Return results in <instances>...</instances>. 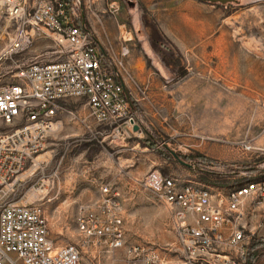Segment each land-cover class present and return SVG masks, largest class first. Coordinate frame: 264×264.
<instances>
[{"label":"rangeland","instance_id":"1","mask_svg":"<svg viewBox=\"0 0 264 264\" xmlns=\"http://www.w3.org/2000/svg\"><path fill=\"white\" fill-rule=\"evenodd\" d=\"M71 2L79 24L85 23L113 64L122 60L121 36L128 41L129 55L117 69L143 134L117 145L109 138L99 144L103 129L92 125L90 132L77 119L88 114L85 101L62 102L60 126L39 157L41 168L15 191H0V210L8 203H40L56 246H80L83 264H138L152 251L162 261L158 264H183L169 213L141 181L159 171L230 187L264 174L249 175L255 167L264 171V0ZM53 47L39 38L27 59ZM10 129L0 121V132ZM144 140L157 143L156 151L144 147ZM246 141L255 151L238 149ZM165 145L195 168L179 164ZM205 161L216 163V170L201 171ZM229 170L243 172L214 174ZM102 186L127 204L124 244L118 249L105 243L89 247L78 231L84 212L97 210L91 205Z\"/></svg>","mask_w":264,"mask_h":264},{"label":"built area","instance_id":"2","mask_svg":"<svg viewBox=\"0 0 264 264\" xmlns=\"http://www.w3.org/2000/svg\"><path fill=\"white\" fill-rule=\"evenodd\" d=\"M39 38L51 40L54 47L28 60ZM120 40L122 60L113 64L77 21L71 0L0 1V121L11 127L0 132V191H15L41 168L39 157L60 126L64 101H85L88 114L77 119L90 132L92 125L103 129L99 144L109 138L117 145L142 136L117 69L129 55L128 41ZM238 149L244 154L255 151L249 141L239 143ZM215 164L205 161L201 171L216 170ZM141 184L169 213L183 264H252L249 247L264 223L252 229L248 221L264 204V174L214 187L152 171ZM100 191L97 210L78 219L81 240L89 247L105 243L121 248L119 194L106 186ZM83 253L78 245L56 246L40 203H8L0 210V264H83ZM161 262L152 251L138 264Z\"/></svg>","mask_w":264,"mask_h":264},{"label":"trees","instance_id":"3","mask_svg":"<svg viewBox=\"0 0 264 264\" xmlns=\"http://www.w3.org/2000/svg\"><path fill=\"white\" fill-rule=\"evenodd\" d=\"M83 27L85 28V23L82 24ZM86 29V28H85ZM131 100V104L133 106V111L135 112V104L134 102ZM136 114V113H135ZM142 145L144 147H148L150 148L151 150H155L156 151V144L157 143H154V144H151L149 141H141ZM161 154V153H160ZM171 157V156H169ZM183 161H185L186 163H190V160L188 158H183L181 157ZM241 172L243 171H236V170H229L228 172H226L225 174H222V173H214L215 175H218V176H235V175H239ZM264 171H260V169L258 167H255L253 168L252 172L249 173V175L251 174H254V173H262ZM264 248V241L262 240H254L251 242L250 244V247H249V261L252 263V264H260L262 259L264 258V251L258 255H255L254 251L257 250V249H263Z\"/></svg>","mask_w":264,"mask_h":264},{"label":"crops","instance_id":"4","mask_svg":"<svg viewBox=\"0 0 264 264\" xmlns=\"http://www.w3.org/2000/svg\"><path fill=\"white\" fill-rule=\"evenodd\" d=\"M102 198V195H100V197L91 205L93 208H96L97 205L100 203V200ZM122 203V217H123V221L125 223V211L127 210L126 209V201L125 200H121ZM263 209H264V204L263 205H260L258 207H256L254 209V212L252 213V217L251 219L248 221V223H251V228L252 229H255V226L257 223H264L263 219H262V212H263ZM254 240H262L264 241V225L261 229L259 230H256V235L253 239Z\"/></svg>","mask_w":264,"mask_h":264},{"label":"water","instance_id":"5","mask_svg":"<svg viewBox=\"0 0 264 264\" xmlns=\"http://www.w3.org/2000/svg\"><path fill=\"white\" fill-rule=\"evenodd\" d=\"M218 1H223V0H218ZM165 149L169 152V154L181 165L188 167V168H195L194 165L190 164V163H186L185 161L182 160V158L180 157V155L176 154L175 152H173L172 150H170L166 145L164 146Z\"/></svg>","mask_w":264,"mask_h":264}]
</instances>
